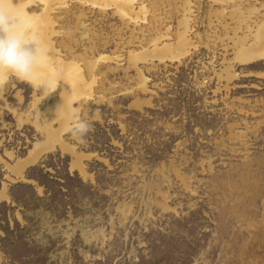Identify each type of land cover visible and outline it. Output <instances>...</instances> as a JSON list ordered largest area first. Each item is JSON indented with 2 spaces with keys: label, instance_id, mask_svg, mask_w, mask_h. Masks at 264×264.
Instances as JSON below:
<instances>
[{
  "label": "rangeland",
  "instance_id": "rangeland-1",
  "mask_svg": "<svg viewBox=\"0 0 264 264\" xmlns=\"http://www.w3.org/2000/svg\"><path fill=\"white\" fill-rule=\"evenodd\" d=\"M52 6L38 72L59 86L8 78L0 156H22L48 118L51 144L74 100L63 137L87 174L56 148L27 180L0 161V264H264V0ZM39 148L8 169L22 177Z\"/></svg>",
  "mask_w": 264,
  "mask_h": 264
},
{
  "label": "clouds",
  "instance_id": "clouds-1",
  "mask_svg": "<svg viewBox=\"0 0 264 264\" xmlns=\"http://www.w3.org/2000/svg\"><path fill=\"white\" fill-rule=\"evenodd\" d=\"M25 11L14 0H0V90L11 75L36 89L42 87L46 97L57 89L59 81L52 68L48 75L38 72L47 53L32 33Z\"/></svg>",
  "mask_w": 264,
  "mask_h": 264
},
{
  "label": "flooded vegetation",
  "instance_id": "flooded-vegetation-1",
  "mask_svg": "<svg viewBox=\"0 0 264 264\" xmlns=\"http://www.w3.org/2000/svg\"><path fill=\"white\" fill-rule=\"evenodd\" d=\"M246 60V59H245ZM3 92H4V88L2 90H0V98L1 96L3 95ZM64 101V100H63ZM74 100H71L70 103H69V107L67 110H69V120H67L66 116L64 117V123L63 124H60L61 122H59L58 124V127H52L53 129V134L55 136V138L53 139V144H49L47 145V147L43 148L46 144H44L45 142V139H44V136H43V129L47 128L46 125H50L49 124V118H48V122L47 124H38L36 122H32L34 124V127L37 131V133L40 135V137H36L37 134H35V137L33 139V142H31L26 148H25V153H23L22 156H19L17 158H24L26 155L29 154V151L34 147V145H40L42 148H40L39 152L37 153V157L34 161H30L28 162L24 168L21 170L22 172V177H17L16 175H14L7 167V164H14V162L17 160V158H15L11 163L4 160L1 156H0V161L2 162V164L5 166V168L8 170L9 172V175L7 174V177L8 179L10 180H27L28 178H26L23 173H24V170H26V168L28 167V165H32V164H35L36 162H38L39 158L42 156L43 152H47V151H51L53 149H58L59 151H63V152H66L67 154L70 155V164H71V167H76L78 168L79 170H81L79 168V166L75 165L73 162L76 161V158L80 155H85L84 153L82 152H79L78 150H76L75 148V145H73L72 143L68 142L67 139H65L63 137V134L64 132H67L69 130V128H71V126L73 124H77V119H78V115L75 114L74 112V109L72 107H70L71 103L73 102ZM72 108V109H71ZM12 113H13V117L14 119L16 120V123H17V119L20 118L21 121H22V124H23V121H25L24 117L21 115L22 113H18L16 111H14L12 109ZM67 115V114H66ZM51 118V116H49ZM52 119V118H51ZM26 121H29V119H27ZM70 122V123H69ZM18 125V123H17ZM21 125V124H20ZM53 125V124H52ZM19 126V125H18ZM77 156V157H76ZM86 156H88L86 154ZM85 156V157H86ZM76 157V158H75ZM84 157V158H85ZM84 164V163H83ZM20 167V166H19ZM81 172H83V174H87V172L85 171L84 169V165H83V170H81ZM5 187V190H3V194L4 196H1V198H7V193H6V183H4L3 186L0 187V191L1 189Z\"/></svg>",
  "mask_w": 264,
  "mask_h": 264
},
{
  "label": "water",
  "instance_id": "water-1",
  "mask_svg": "<svg viewBox=\"0 0 264 264\" xmlns=\"http://www.w3.org/2000/svg\"><path fill=\"white\" fill-rule=\"evenodd\" d=\"M34 1L35 0H14V3L16 5H18L21 9L26 10L27 7L31 6V4H33ZM59 1H61V0H39V2L42 3V7H41V10L39 12H36V8H33L31 10V12H29L27 10L25 11V15H27L29 17V19H31V18L32 19L40 18L42 21L45 20L47 22V28H46L48 30L47 36H48V39H49V43L51 44L52 50H54V48L52 46L53 44H52V41H51L52 33H51V29H50L51 20H50V17H49V13H50V11L53 8L52 5H54L55 3L59 2ZM31 29H32V33L35 35V33L37 31L34 28H32V27H31ZM33 30H35V31H33ZM44 35H46V34H44ZM42 37H43V34H42ZM49 59H50V54H48L45 57L44 63L50 61ZM13 77H15V76H13ZM60 79H62V78H60Z\"/></svg>",
  "mask_w": 264,
  "mask_h": 264
},
{
  "label": "bare ground",
  "instance_id": "bare-ground-1",
  "mask_svg": "<svg viewBox=\"0 0 264 264\" xmlns=\"http://www.w3.org/2000/svg\"><path fill=\"white\" fill-rule=\"evenodd\" d=\"M30 20V27L34 28L37 32L35 33V37L37 38V40L39 41L40 45L43 47V49L46 51V53L48 52L47 51V44L46 42L44 41V30L46 31V28L44 27L45 24H43L42 22H40L38 19H29ZM46 22V21H45ZM43 24V29H42V24ZM47 24V22H46ZM32 30V29H31ZM33 30V31H35ZM42 34H43V37H42ZM49 41V40H48ZM50 45V49H51V44L49 43ZM47 56V55H46ZM32 85V84H31ZM33 86V85H32ZM65 86V85H64ZM63 86V87H64ZM35 87V86H34ZM62 92V91H61ZM70 95V94H69ZM68 96V95H67ZM66 99V97L64 98ZM47 143V140L44 142V144ZM51 144H53V140H51ZM49 145V144H48ZM47 147V145H45L43 148ZM42 148V147H41ZM40 150V148L38 149V151Z\"/></svg>",
  "mask_w": 264,
  "mask_h": 264
}]
</instances>
